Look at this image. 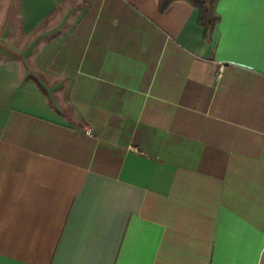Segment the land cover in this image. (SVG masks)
Here are the masks:
<instances>
[{"label":"crops","instance_id":"obj_1","mask_svg":"<svg viewBox=\"0 0 264 264\" xmlns=\"http://www.w3.org/2000/svg\"><path fill=\"white\" fill-rule=\"evenodd\" d=\"M216 11L0 0V264H264V0Z\"/></svg>","mask_w":264,"mask_h":264},{"label":"trees","instance_id":"obj_2","mask_svg":"<svg viewBox=\"0 0 264 264\" xmlns=\"http://www.w3.org/2000/svg\"><path fill=\"white\" fill-rule=\"evenodd\" d=\"M177 0H160L161 11H165ZM191 3L200 13L199 25L205 29V39L211 41L212 33L220 21L216 11L218 0H185Z\"/></svg>","mask_w":264,"mask_h":264},{"label":"built area","instance_id":"obj_3","mask_svg":"<svg viewBox=\"0 0 264 264\" xmlns=\"http://www.w3.org/2000/svg\"><path fill=\"white\" fill-rule=\"evenodd\" d=\"M225 72V66L223 64H220L217 71V78H221ZM87 133L91 134V130L87 129Z\"/></svg>","mask_w":264,"mask_h":264}]
</instances>
